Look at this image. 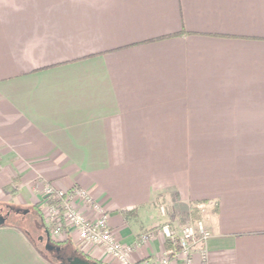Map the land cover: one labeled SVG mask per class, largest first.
I'll return each mask as SVG.
<instances>
[{
  "label": "crops",
  "instance_id": "1",
  "mask_svg": "<svg viewBox=\"0 0 264 264\" xmlns=\"http://www.w3.org/2000/svg\"><path fill=\"white\" fill-rule=\"evenodd\" d=\"M44 184L135 262L202 219L207 264H264V0H0V207ZM0 264L50 263L3 224Z\"/></svg>",
  "mask_w": 264,
  "mask_h": 264
},
{
  "label": "built area",
  "instance_id": "2",
  "mask_svg": "<svg viewBox=\"0 0 264 264\" xmlns=\"http://www.w3.org/2000/svg\"><path fill=\"white\" fill-rule=\"evenodd\" d=\"M41 190L43 208L40 212L52 241L61 234H75L77 239L84 243L86 250H98L116 264H195V254L199 258L198 264H207L204 245L211 232L202 219L183 225L179 231L164 223L142 233L138 244L160 235L165 241L173 242V246L170 250L166 249L157 259L146 258L135 262L131 259L133 248L117 240L109 223L108 213L85 191L76 186L63 191L51 184H44ZM80 205L87 206L93 216H84L78 209Z\"/></svg>",
  "mask_w": 264,
  "mask_h": 264
},
{
  "label": "trees",
  "instance_id": "3",
  "mask_svg": "<svg viewBox=\"0 0 264 264\" xmlns=\"http://www.w3.org/2000/svg\"><path fill=\"white\" fill-rule=\"evenodd\" d=\"M7 208L8 211L14 212L15 214H19L24 216L29 214V210H18L14 209L10 206L5 207ZM128 210L123 211V214H126ZM38 217L37 223L34 225L37 229L43 230L44 237L42 235H37L35 237V240L39 243L44 241V246L43 249L40 250L35 243H33L32 239H30L28 230L23 227L22 224L19 222L17 223H12L7 221V216L5 217V223L4 225H10L18 230H20L23 234L26 235V237L29 239V241L36 247V249L41 253V255L44 256L47 261H49L50 264H59L60 262H65L69 258H74V257H79L83 260L89 261V262H96L98 264H102L98 261H95L88 256L84 255L83 253L79 252L77 249H72L71 245L69 244L68 241H63L61 243H53L52 241L47 242L45 238L46 232H48V229L46 228L45 224L41 221H39V213L38 210L35 213ZM39 237H42V241H40ZM166 249L170 250L172 249L173 242L166 240ZM46 245L50 246L51 248L47 247Z\"/></svg>",
  "mask_w": 264,
  "mask_h": 264
},
{
  "label": "rangeland",
  "instance_id": "4",
  "mask_svg": "<svg viewBox=\"0 0 264 264\" xmlns=\"http://www.w3.org/2000/svg\"><path fill=\"white\" fill-rule=\"evenodd\" d=\"M20 210H29V214L27 215H20L19 214H15L14 212L8 211L7 208L5 207H0V214L4 217H6L5 214H7V221L8 222H12V223H17L19 222L20 224L23 225V227L25 229L28 230V234L30 239H32L33 243H35L37 245V247L42 250L43 246H44V241L39 243L35 240V237L37 235H42L44 237L43 234V230L41 229H37L34 225L37 223L38 217L35 214L36 213V209H34V207H28L27 209H20ZM38 213L40 215L39 217V221L44 223V219L42 217V214L40 212V210H38ZM45 239V238H44ZM52 241V240H51ZM63 241H68L69 244L71 245L72 249H77L79 252L83 253L81 248L84 250H86V247L84 248V243L81 242L80 240H78L77 238L72 240L70 236H68L67 234H61L59 237H56L55 240H53V243H61ZM85 255V254H84ZM89 258H91V256L86 255Z\"/></svg>",
  "mask_w": 264,
  "mask_h": 264
},
{
  "label": "water",
  "instance_id": "5",
  "mask_svg": "<svg viewBox=\"0 0 264 264\" xmlns=\"http://www.w3.org/2000/svg\"><path fill=\"white\" fill-rule=\"evenodd\" d=\"M5 223V217L0 215V226L3 225ZM40 240H42L43 238L40 237ZM45 239L47 242H50V237H49V232H46L45 234ZM47 247L51 248L50 246L46 245ZM59 264H98L96 262H89L86 260H83L79 257H74V258H69L67 259L65 262H60Z\"/></svg>",
  "mask_w": 264,
  "mask_h": 264
},
{
  "label": "flooded vegetation",
  "instance_id": "6",
  "mask_svg": "<svg viewBox=\"0 0 264 264\" xmlns=\"http://www.w3.org/2000/svg\"><path fill=\"white\" fill-rule=\"evenodd\" d=\"M1 215V214H0ZM6 215V214H5ZM2 216V215H1ZM40 238V237H39ZM40 241H42V240H40Z\"/></svg>",
  "mask_w": 264,
  "mask_h": 264
}]
</instances>
